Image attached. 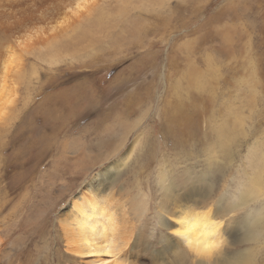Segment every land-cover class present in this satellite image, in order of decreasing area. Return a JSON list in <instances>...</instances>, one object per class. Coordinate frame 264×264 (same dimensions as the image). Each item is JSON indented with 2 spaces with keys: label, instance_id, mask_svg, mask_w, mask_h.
Listing matches in <instances>:
<instances>
[{
  "label": "rangeland",
  "instance_id": "rangeland-1",
  "mask_svg": "<svg viewBox=\"0 0 264 264\" xmlns=\"http://www.w3.org/2000/svg\"><path fill=\"white\" fill-rule=\"evenodd\" d=\"M74 2L0 0V239L29 217L42 226L15 264H191L160 254L155 230L158 213L182 204L224 207L228 253L251 250L264 264V232L255 243L236 235L251 212L264 222V195L237 202L257 169L264 181V0H89L65 15ZM100 15L111 24L99 32ZM30 26L42 41L25 50ZM124 157L101 192L125 204L136 248L133 237L114 259L70 255L62 219ZM163 173L174 197L162 193Z\"/></svg>",
  "mask_w": 264,
  "mask_h": 264
},
{
  "label": "bare ground",
  "instance_id": "bare-ground-1",
  "mask_svg": "<svg viewBox=\"0 0 264 264\" xmlns=\"http://www.w3.org/2000/svg\"><path fill=\"white\" fill-rule=\"evenodd\" d=\"M88 1L89 0H75L73 5L67 6L65 8L64 14L66 15L72 13L73 11L80 10L83 5L85 6L87 4ZM123 13V10L119 11V15H123ZM110 24V21H106L104 16L100 15L94 25L95 28H97L96 30L100 32L102 31V28L107 29L106 25L110 26ZM41 29L42 28L40 27L31 26L25 28L22 31V35L19 36V43L22 44L21 48H24L26 50L27 47L25 46H30L34 43L36 44L38 41H42V39H37L38 35H40V33L42 32ZM88 33L89 32L84 33V35L88 36ZM44 40L45 39H43V43L45 44L46 40ZM7 66L8 60L5 61V64L3 66L5 72L8 69ZM4 88L5 87L2 86L1 89L3 90ZM226 143V141L221 139L219 141L218 147L222 149ZM40 144V151L38 149L36 150L37 152L43 154L45 153V150H47L48 145L46 146V142ZM127 158L128 157H124L123 159H121L118 162L119 164L114 163L115 165L111 164L106 168L104 167L101 171H99L100 173H98V175L94 177V181L92 180L85 183L80 196L77 199L73 200L72 207L70 209L72 213L69 210L71 221H67L70 215H66V217L61 221V223L63 224H61L60 226L63 236L67 239L65 242L66 251H68L70 255L71 253L75 255L103 254L105 256H111L114 259L120 253L124 251L126 252L128 250L127 248L130 246V240H132L133 237L134 240H132L133 243L131 244L132 246L134 244L133 247L137 246L138 242H135V235L133 236L135 223L133 222L132 224V222H130V218H128L130 212L128 213V210H125V204L119 205L116 202H113L111 198H109V194L104 195L101 192V187L107 184L106 182L112 180L113 175L111 173L113 172L115 174L117 170L116 167L118 168L119 166H121V163L124 162ZM94 166L95 165H91L89 168H92ZM262 172L263 171L261 169H257L255 173L256 175L250 178L248 184L245 185L241 190V193H239L240 197L237 200L239 207L246 206L250 200L259 198L260 196L264 195V181L261 179ZM190 176L191 174H188V181H192V178H190ZM195 178L196 181L201 182L203 180V174H198ZM160 188L163 195H166L169 198L174 197V178L170 177L166 173H163L160 178ZM245 199H247L246 202ZM79 203H82L83 205H80ZM117 206L123 208V212L120 211V208H118ZM185 208L188 207L183 206L182 204V206H180L178 210H167L163 214L158 213L156 215L157 228L155 230L160 232V243L162 249V253L160 252V254L164 256L174 255L179 258H183L186 256V259L192 264L193 258L183 249L182 241L169 234V229L176 227L175 223H173V219L181 214L182 210ZM223 208L224 207L216 208L215 211H211L210 208H206V211L202 213V218L206 219L209 215H211L214 219L222 222L224 224L222 233L226 237L225 226H228L230 222L228 221L227 223H224L221 216L219 215L223 212ZM236 208H238V206ZM132 210L136 215L141 217L140 212L144 210V205L141 204L136 206V204H134L132 205ZM230 210L232 211V208H230ZM39 211L41 210L39 209ZM195 211L196 210H191L190 212ZM243 221L244 222H240V226L242 227L243 231L236 235H242L241 237H243L247 242L255 243L261 241L262 234L264 232L263 211L257 210L254 213L251 212L245 216ZM36 223L37 222H31V218L29 217V219L27 218L25 222L27 229L24 228L22 230L21 227H18L13 228L5 233L4 238H6V240L4 241L0 239V264H4V260L6 261V264H15V260L17 258L21 260L22 254L19 253V251L24 250L26 248L27 242H32L30 240H32L33 237L37 236L36 233L42 229L40 223L38 225H35ZM20 231H26L27 237L22 238L20 235ZM228 244L229 240L227 239L226 245L228 246ZM227 246L224 249L222 255L218 257L216 264H253V251L245 249L243 252L230 255L227 251ZM112 263L125 264L122 263V261L118 262L115 259L110 264ZM17 264H24V262H17Z\"/></svg>",
  "mask_w": 264,
  "mask_h": 264
},
{
  "label": "clouds",
  "instance_id": "clouds-1",
  "mask_svg": "<svg viewBox=\"0 0 264 264\" xmlns=\"http://www.w3.org/2000/svg\"><path fill=\"white\" fill-rule=\"evenodd\" d=\"M189 208L173 219L176 227L169 229V234L182 241L183 249L193 258L192 264H216L227 246L224 224L211 215L202 218L205 209L190 212Z\"/></svg>",
  "mask_w": 264,
  "mask_h": 264
}]
</instances>
